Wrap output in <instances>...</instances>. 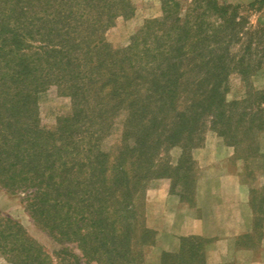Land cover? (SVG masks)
<instances>
[{
  "label": "trees",
  "instance_id": "16d2710c",
  "mask_svg": "<svg viewBox=\"0 0 264 264\" xmlns=\"http://www.w3.org/2000/svg\"><path fill=\"white\" fill-rule=\"evenodd\" d=\"M160 2L158 18L113 48L103 29L126 15L130 0H0V187L27 192L33 223L97 264L142 262L154 235L142 216L146 184L168 177L185 197L190 150L207 123L235 150L254 149L251 157L264 131L263 91L225 98L232 72L246 78L264 65V30L252 31L238 5ZM51 84L70 96L72 111L45 130L36 93ZM119 114L121 149L111 159L101 138ZM177 146L171 168L161 150ZM196 239L181 238L160 264H203ZM0 254L15 264H80L67 247L53 262L7 216H0Z\"/></svg>",
  "mask_w": 264,
  "mask_h": 264
},
{
  "label": "rangeland",
  "instance_id": "374dc122",
  "mask_svg": "<svg viewBox=\"0 0 264 264\" xmlns=\"http://www.w3.org/2000/svg\"><path fill=\"white\" fill-rule=\"evenodd\" d=\"M181 1L183 5H185L188 0ZM218 1L220 3L238 5L241 14L247 17L248 26L252 31H256L258 28L264 30V5L257 8L258 4L257 2L255 3L254 0ZM130 3V10L126 15L117 13L115 17H113L111 24L103 29L102 38L110 43L113 48L127 46L147 20L158 18L161 15L160 0H130ZM31 43L35 45V42ZM251 90L264 92V65L246 78H242L238 73L232 72L228 77L225 98L228 101L241 100L246 98L248 92ZM36 107L39 126L45 130H53L60 118L68 116L71 113L72 101L70 96L60 90L57 85L51 84L36 93ZM123 119L124 114L117 115L112 122L111 128L108 132L104 133L101 138V148L103 151L105 150L109 153L111 159H113L116 153L121 149ZM213 136H217L225 146L230 148V155L221 161L217 160V162L212 163V161H208L212 159V155L209 154L206 156L205 154L204 159L209 164L206 163V166H201L199 165L200 159L199 157L197 158L196 152L203 147L205 141L216 152V147L221 145L215 137L212 138ZM256 144L258 152L255 153L254 157H251L254 149H250V147L248 148L246 145H243L238 148V151L235 150L233 146L226 144L224 139L218 136L217 133L210 128L209 123H207L200 144L190 150V158L193 167L188 179L192 184V188H189L186 193H184L185 197L183 198L189 199L192 202L194 201L196 182L199 179L204 177L211 178L221 174L223 171H228L230 173L231 171L232 173L234 172V176L239 179L242 186L244 208L247 215L246 218L252 232L250 237L251 241L254 242V245L261 246V242L264 241V131L258 134ZM216 152L214 153L217 156L225 154ZM180 155L181 148L178 146L170 148L166 152L161 150L162 158L168 159V164L171 168L176 165ZM159 170L157 171L158 173L160 172ZM160 178L169 179L168 177H159L149 180L145 187L143 203L146 191L151 182L154 179ZM170 189L171 193L179 197L182 190L180 181L172 185L170 180ZM26 198L27 192H11L0 187V216H7L18 222L25 229L26 233L42 247L53 262L56 261L55 252L59 251L62 247H67V251L80 258V264H97L94 260L86 261L81 258V252L75 243L68 242L59 244L41 228L36 226L25 208L27 202ZM142 216L144 217V209ZM180 243L181 240L179 241V247ZM195 243H198L200 247L203 246L202 240L198 238L195 240ZM188 244L189 241L184 240L182 248L184 250L187 249L186 247ZM178 250L179 248L174 250L169 240H165L164 237L158 236L154 231L153 244L144 248L143 260L137 264H160L159 259L162 252L175 253ZM198 252V254H201V260L203 262L204 258L201 249ZM196 257L198 258L199 256L196 255L194 258ZM0 264L15 263L9 261L5 255L0 254Z\"/></svg>",
  "mask_w": 264,
  "mask_h": 264
},
{
  "label": "crops",
  "instance_id": "0c3cea01",
  "mask_svg": "<svg viewBox=\"0 0 264 264\" xmlns=\"http://www.w3.org/2000/svg\"><path fill=\"white\" fill-rule=\"evenodd\" d=\"M215 139L221 143L216 147L217 152L225 154L215 155L216 151L205 141L196 152L199 165L209 164L205 154L212 155L208 160L212 163L229 157L230 148L217 136ZM233 173L223 171L214 177L199 179L193 202L171 193L169 179H154L144 199L146 226L169 240L174 250L179 248L183 237L202 240L203 264H264V241L261 246L251 241L242 186Z\"/></svg>",
  "mask_w": 264,
  "mask_h": 264
}]
</instances>
